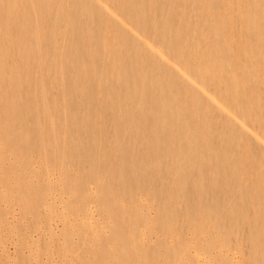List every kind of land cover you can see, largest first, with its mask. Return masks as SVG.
I'll return each instance as SVG.
<instances>
[{"label": "bare ground", "instance_id": "6f19581e", "mask_svg": "<svg viewBox=\"0 0 264 264\" xmlns=\"http://www.w3.org/2000/svg\"><path fill=\"white\" fill-rule=\"evenodd\" d=\"M1 236L18 264H264V0H0Z\"/></svg>", "mask_w": 264, "mask_h": 264}, {"label": "rangeland", "instance_id": "374dc122", "mask_svg": "<svg viewBox=\"0 0 264 264\" xmlns=\"http://www.w3.org/2000/svg\"><path fill=\"white\" fill-rule=\"evenodd\" d=\"M2 238H0V246H4L5 250L8 254V261H3L0 260V264L3 261L5 264H18V256L17 254H15L14 252V247L13 244H11L8 240V238H6V236H1ZM84 264H90V262H85Z\"/></svg>", "mask_w": 264, "mask_h": 264}]
</instances>
